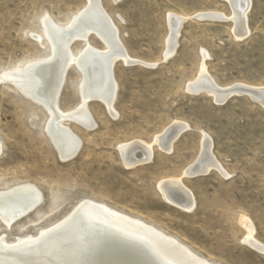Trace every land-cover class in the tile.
Listing matches in <instances>:
<instances>
[{
	"label": "rangeland",
	"instance_id": "374dc122",
	"mask_svg": "<svg viewBox=\"0 0 264 264\" xmlns=\"http://www.w3.org/2000/svg\"><path fill=\"white\" fill-rule=\"evenodd\" d=\"M100 3L129 56L156 65L114 63L116 114L112 116L101 101L90 100L87 109L94 127L64 121L81 140L68 159L60 158L47 133L48 111L11 81L0 80V190L31 183L42 196L9 227L0 220V236L11 242L36 235L63 219L81 200L91 199L155 226L209 262L264 264V253L243 241L247 230L240 221L246 217L254 238L264 245V106L247 95L235 94L217 103L210 94L185 89L202 62L219 86H264V0H251L248 33L242 38L235 36L231 20L192 17L209 11L229 16L227 0ZM86 4L87 0H0V73L48 57L51 45L42 19L48 15L66 24ZM169 12L186 20L174 53L164 59ZM32 34H39L40 40ZM87 43L105 48L90 33L87 40L70 45L73 56ZM202 51L207 53L205 59ZM81 79L82 72L71 63L57 98L61 110L79 104ZM174 121L188 127L172 142L170 152L153 143L148 162L129 168L123 164L119 144L151 143ZM203 133L226 176L215 168L201 175L183 174L200 153ZM171 177L180 178L192 192L193 209L163 198L157 185Z\"/></svg>",
	"mask_w": 264,
	"mask_h": 264
},
{
	"label": "bare ground",
	"instance_id": "6f19581e",
	"mask_svg": "<svg viewBox=\"0 0 264 264\" xmlns=\"http://www.w3.org/2000/svg\"><path fill=\"white\" fill-rule=\"evenodd\" d=\"M97 2L87 0V4L66 24L57 23L48 15L45 16L42 24L44 35L51 45V54L46 58L30 61L12 71L0 73V80L11 81L24 95L48 111L47 133L61 159L72 157L81 143L64 121L73 120L89 129L95 125L94 117L87 109L88 101H101L107 111L115 116L113 103L117 84L113 75V66L117 60L128 65L137 63L147 66L156 65V63L149 64L129 56L116 38L118 30L115 24L102 3L99 7ZM227 2L232 11L229 16L216 11L202 13H215L231 18L235 36L242 38L248 33L246 13L251 0H227ZM101 11L103 17L98 13ZM172 16L186 18L169 12L167 14L169 25ZM90 33L96 34L105 44V48L98 49L87 43L82 51L73 56L70 45L75 40H87ZM32 36L40 40L39 34H32ZM174 44L175 40H172L168 34L165 39L164 59L174 53ZM202 56L203 59L207 57L206 51H202ZM71 63H75L82 72L80 102L72 110L63 111L58 107L56 96ZM200 86L213 89L209 94L215 100L221 98L222 92L232 86L249 88L254 90L258 100L264 106V86L243 83L219 86L208 74L203 62L197 76L186 83L185 89L192 93L196 87ZM215 87L217 90L214 89ZM171 125L178 126L181 131L188 127L186 123L179 121H174ZM171 125L156 135L151 143L134 140L119 144L117 148L123 164L129 168L148 162L152 157L153 143L162 150L170 152L172 144L170 142L168 146L166 145L168 139L166 132ZM204 154L200 162L204 170L209 171L215 168L222 175H227L210 153V143L205 133L202 136L200 153L194 162ZM135 156L140 157L142 162L135 164L137 160H140L135 159ZM189 166L185 168L184 175ZM157 186L165 200L186 210L194 208L193 194L183 186L180 178L163 179ZM38 190L31 183L18 184L0 190V220L9 227L15 219L40 202L42 196ZM240 221L247 230L243 241L264 253V245L253 236L254 229L251 222L246 217H241ZM0 264L215 263L197 256L174 237L168 236L141 219L118 212L91 199H83L63 219L50 227L41 229L36 235L17 237L11 242H8L3 235L0 236Z\"/></svg>",
	"mask_w": 264,
	"mask_h": 264
},
{
	"label": "water",
	"instance_id": "95a60500",
	"mask_svg": "<svg viewBox=\"0 0 264 264\" xmlns=\"http://www.w3.org/2000/svg\"><path fill=\"white\" fill-rule=\"evenodd\" d=\"M95 2L98 3L99 7H101V4H100V0H94ZM97 6V5H96ZM98 8V6H97ZM99 15L101 17H103L104 15L102 14L103 12H98ZM193 18H196V19H199V20H217V21H228V20H231V18H226L222 15H218V14H215V13H198L196 15H193L192 16ZM109 19V18H108ZM168 20V19H167ZM186 20V18H178L177 16L175 17H171L170 18V25H169V22L168 23V28H169V35H170V38L172 40H175V48H176V43H177V38L179 36V31H180V28L182 26V24L184 23V21ZM94 32V31H92ZM116 38L118 39V35H117V31H116ZM119 41V39H118ZM120 43V41H119ZM175 50V49H174ZM64 81V79H63ZM63 81H62V84H63ZM62 84H61V87H62ZM60 87V89H61ZM208 89H205L204 87H196L195 90L192 91L193 94H197V93H201V92H204V93H207L209 94L210 90H213L209 87H206ZM60 89L57 93V98H58V95H59V92H60ZM216 89V87L214 88ZM217 90V89H216ZM247 95L249 96L252 100L258 102L261 104V101L258 100L257 96H256V93L254 92V90H251L249 88H245V87H234L232 86L231 88H228L227 90H225L224 92H222V97L219 98L218 100H215V102L217 103H223L225 102L229 97H231L232 95ZM26 96V95H25ZM181 129L176 126V125H171L166 134L168 136V139H167V142H166V145L168 146V144L171 142L174 141V139H176L178 137V135L181 133ZM208 140H209V143H210V146H211V140L210 138L208 137ZM165 145V144H164ZM166 147V146H165ZM207 150V148H206ZM77 152V151H76ZM76 152L72 155V157L76 154ZM133 154H136V152H133ZM205 156V154L196 162H194L193 164H191L189 166V168L187 169L186 171V175L188 176H195V175H201V174H206L208 171L204 170L201 166H200V162L202 160V158ZM71 158V157H70ZM135 159H140V157H137L135 156L134 157ZM142 162V160H137L135 164H138ZM34 207V206H33ZM32 207V208H33ZM31 208V209H32Z\"/></svg>",
	"mask_w": 264,
	"mask_h": 264
}]
</instances>
